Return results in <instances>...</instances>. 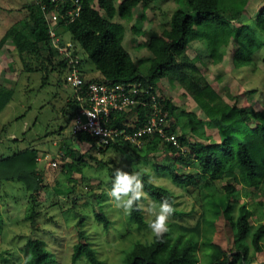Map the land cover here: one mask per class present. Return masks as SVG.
Returning a JSON list of instances; mask_svg holds the SVG:
<instances>
[{"label": "trees", "instance_id": "1", "mask_svg": "<svg viewBox=\"0 0 264 264\" xmlns=\"http://www.w3.org/2000/svg\"><path fill=\"white\" fill-rule=\"evenodd\" d=\"M79 1V13L73 19L66 15L68 9L77 8L71 1L57 4L52 0H35L27 3L25 7L28 16L20 24H12L10 30L1 37L0 47L11 38L15 49L26 62L27 67L24 66V69L42 73L43 84L47 83L53 73L57 74L58 85L62 81L67 84L66 76L63 79L61 75L69 70V57L58 60L59 50L52 47L50 32L53 28L51 13L53 9L58 10L61 17L54 26L56 33L70 34V39L78 47L74 48L73 57L80 55L79 49L87 54L85 59L80 56V67L85 61L91 60L97 70L96 74L88 75L83 71L86 87L94 81H141L142 86L151 94L139 96L146 104H137L116 112L109 124L120 131L126 130L133 134L149 124L152 117H163L161 125L165 135L154 130L139 137L141 145L120 139L101 145V149L116 147L140 153L143 148L151 146L156 150L162 143L161 149L166 157L162 162H155V168L169 173L175 183L187 188H194L196 182L200 181L199 188H205L204 197L215 196L211 201L214 215L206 218V222L223 231L227 225L231 229L233 248L223 246V239L218 232L206 236L203 243L208 248V264H254L255 256L264 251V222L255 223L259 219L257 213L264 203L260 198L256 201L257 197L264 194V106L259 108L252 100L250 103L239 104L236 95L234 102L227 101L198 64L200 56H191L188 48L192 41L202 42L211 61L219 63L225 57L223 49L231 43L236 44L233 55L235 66H254V54L264 47V3L250 14L253 0H182L187 9L175 7L169 17L162 18V26L153 23L147 30L136 24L131 27L143 39L138 47L150 52L144 58H134L123 43L126 26L116 18L130 22L135 9L140 6L144 11L141 18L144 19L147 11L153 10L152 0ZM156 4L160 7L161 0ZM154 19L155 16L150 20ZM43 44L48 47L47 50ZM12 65L15 69V62ZM90 70L94 72V69ZM162 78L167 79L171 86L183 87L184 94L196 101L203 117L198 112L181 109L179 103L167 97L159 85ZM81 93L75 92L67 98L60 111L65 123L51 132L48 125L45 135H61L72 127L83 104L78 99ZM252 93L253 89L246 90V94ZM13 95L14 86L2 85L0 81V113L13 99ZM209 123L212 128H216L215 137L208 132L206 125ZM71 134L72 136L62 139V148L66 150L62 156V172L73 191L76 183L87 180L84 170L88 164L86 156L93 154L90 151L82 153L79 148L71 147V143L74 139H79L94 145L96 138L87 132ZM171 135L176 136L177 143L168 139ZM17 140L18 138L14 139ZM35 140L29 146L17 147L11 154H0V198L2 181H18L25 187L31 200L28 216L31 232L23 246L27 252L25 264H54L56 256L52 249L44 239L35 235L39 213L37 199L41 191L48 187L39 167L40 153ZM146 151L148 153L150 150ZM69 156L72 157L71 160L67 159ZM114 171L115 168H110V172L114 174ZM76 174L80 176L77 177ZM139 174L144 182L145 193L156 204L168 199L175 208L173 216L186 215L185 211L177 208V196L170 188L151 181L141 169ZM57 183L56 191L66 194L59 178ZM242 195L251 197L252 202H241ZM103 199V194H92L93 205L99 204ZM141 201L140 210H134L128 217L138 229H145L147 220ZM95 216L105 228L112 223L102 210H97ZM176 226L175 221H170L169 231L162 239L153 237L146 241L137 240L125 251L122 264H197L198 237L201 232L197 228V234L190 233L184 230L185 226L178 225L179 230ZM211 230L213 232L212 228ZM78 235L72 261L75 263L85 257L91 264H103L98 251L88 241L86 232L80 228Z\"/></svg>", "mask_w": 264, "mask_h": 264}, {"label": "rangeland", "instance_id": "2", "mask_svg": "<svg viewBox=\"0 0 264 264\" xmlns=\"http://www.w3.org/2000/svg\"><path fill=\"white\" fill-rule=\"evenodd\" d=\"M32 1L35 0H0L2 6L0 7V39L6 31L10 30L12 24L16 22L18 24L28 16L25 5ZM157 1L160 0H152L153 10L149 9L144 19L141 18L144 11L140 6L135 9L133 19L130 22L119 17L116 18L126 26L123 43L134 58H144L150 54L146 48L138 47L143 39L132 31L131 27L134 24L146 30L153 23L162 26V18L164 16L169 17L175 7L181 6L187 9L182 0H161L160 7L157 6ZM263 3L264 0H253L250 5V14H253L258 9V5L261 6ZM153 16L156 19L151 21ZM59 35L64 50L61 51L57 48L53 41L52 47L59 50L58 60L62 57H69L70 60V54L78 47L70 39L69 33H59ZM43 47L45 50L48 49L44 44ZM235 49L236 44L232 43L224 48L225 57L219 63L211 61L205 45L197 40L190 43L188 52L191 56H200L198 64L202 66L208 79L216 89L222 92L227 101L234 102L236 95L239 104L250 103L252 100L259 108H262L264 106V47L254 54L256 59L254 66L243 67H237L233 62ZM78 53L83 59L87 56L82 49H79ZM14 62L17 69L12 68ZM24 66L27 67L26 62L15 49L12 39H8L0 47V81L2 85L14 86V95L0 113V154H11L17 147L29 146L36 139L35 142L38 144L36 148L39 149L40 153L39 167L43 172L44 183L48 184V187L41 191L37 199L36 206L39 213L37 214V232L35 235L44 239L47 246L52 249L56 256L54 264H91L85 257L75 263L72 261L74 244L78 241L80 228L86 232L88 241L98 251L103 264H122L125 251L129 250L137 240L146 241L153 238L148 223L154 217L146 209L150 203H155V201L150 196L141 201L145 208L147 227L138 229L135 224H131L128 214L117 209L112 198L108 196L114 176L110 172V168H123L126 171L138 173L141 169L151 181L170 188L176 194L177 208L185 211L186 215L182 217L172 216L169 222L175 221L178 230V225L185 226L184 230L186 229L190 233L197 234V228L199 229L201 235L200 237L196 235L200 240L197 264H208L206 254L208 248L203 243L208 234L213 235L214 232H218V235L221 234L220 237L223 239V246L228 249L234 247L231 229L228 225L223 231L221 228L211 227L206 222V218L214 215L211 201L215 196L204 197L205 188H199L200 181L196 182L197 185L194 188H187L175 183L169 173H164L155 168V162H162L166 157V153L161 149L162 143L156 150L151 146L150 148H143L139 153V151H125L116 147H102L105 149H101L100 142L96 141L93 145L92 142L74 139L71 147L79 148L82 153L86 154L90 151L93 156H86L88 164L84 170L87 180L76 183L75 190L71 191L72 185L66 182L62 172L64 164L62 156L66 151L62 148L64 146L62 139L72 136V127L67 128L61 135L50 136L45 134L48 125L51 132L53 129H58L60 124L65 123L66 120L60 111L61 107L66 104L67 98L73 95L74 87L67 79L68 72L61 75L63 79L66 76L67 84L62 81V84L58 85L56 73L50 74V79L43 84L42 73L28 71L26 68L24 69ZM90 69H94V72ZM81 71L82 74L84 71L86 75L97 72L91 60L85 61ZM218 77L221 79L219 80ZM159 85L167 97H171L175 103L181 105V109L198 112L203 117L200 107L191 96L184 94L183 87L171 86L165 78L159 81ZM248 89H253L254 93L252 95L246 94ZM28 126H30L29 130ZM206 127L208 132L215 137L216 128H212L210 123ZM16 138L18 140L14 141ZM146 150L150 151L147 153ZM67 159L71 160L72 157L69 156ZM53 161H56L57 164L54 165ZM75 176L79 177L80 174ZM58 178L66 194H59L56 191ZM94 192L103 194L104 199L99 204L93 205L92 194ZM259 198L264 200V194L257 197L256 201ZM243 200L252 202L251 197L243 196L241 202ZM30 203L29 192L21 183L2 181L0 198V251L2 257H0V262L3 264H25L26 262L27 252L23 246L31 232V222L28 219ZM100 209L112 221L108 228H105L96 219L95 215L97 210L101 212ZM257 215L259 219H256L255 223L264 222V203ZM253 262L254 264L264 262V251L259 252Z\"/></svg>", "mask_w": 264, "mask_h": 264}, {"label": "built area", "instance_id": "3", "mask_svg": "<svg viewBox=\"0 0 264 264\" xmlns=\"http://www.w3.org/2000/svg\"><path fill=\"white\" fill-rule=\"evenodd\" d=\"M52 1H55L57 4L60 2L71 1L73 6H77L76 10L68 9L66 12V15L71 19L75 18V15L79 13V0ZM43 8H45V6H43ZM51 15L53 23V28L50 29L52 41L57 48L63 51L64 48L61 45L62 39L60 38V35L56 33V29L54 28L61 15L56 9H53ZM72 54L73 53L70 54L71 58L69 60L67 79L74 87L75 92H82L78 95V99L83 103L73 121V134L87 132L95 137L96 141L100 142L101 145L111 144L120 139L122 141H131L141 145L142 142L139 137L143 136L145 133H151L156 130L163 135L166 134L161 125L163 117H152L149 124L138 129L133 134H130L126 130L120 131L118 128L111 126L109 122L113 119V116L115 117L116 112L129 109L131 106L137 104H146L139 96L144 93H147L150 96L151 94L149 90L142 86L141 81H94L87 84L86 87L81 67L79 66L81 57H73ZM152 97L154 98L153 94ZM168 139H172L174 143H177L175 135L169 136ZM53 164L56 165L57 162L53 161Z\"/></svg>", "mask_w": 264, "mask_h": 264}, {"label": "clouds", "instance_id": "4", "mask_svg": "<svg viewBox=\"0 0 264 264\" xmlns=\"http://www.w3.org/2000/svg\"><path fill=\"white\" fill-rule=\"evenodd\" d=\"M108 196L112 198L117 209L123 210L128 215L134 210H140L139 202L147 198L141 175L138 172L116 168ZM146 211L154 217L148 223L152 236L162 239L169 231V220L175 212L173 204L168 199H164L159 204L150 203Z\"/></svg>", "mask_w": 264, "mask_h": 264}, {"label": "crops", "instance_id": "5", "mask_svg": "<svg viewBox=\"0 0 264 264\" xmlns=\"http://www.w3.org/2000/svg\"><path fill=\"white\" fill-rule=\"evenodd\" d=\"M15 135V134H14ZM17 137V135H15Z\"/></svg>", "mask_w": 264, "mask_h": 264}, {"label": "bare ground", "instance_id": "6", "mask_svg": "<svg viewBox=\"0 0 264 264\" xmlns=\"http://www.w3.org/2000/svg\"><path fill=\"white\" fill-rule=\"evenodd\" d=\"M75 93V92H74ZM74 100H75V98H74Z\"/></svg>", "mask_w": 264, "mask_h": 264}]
</instances>
